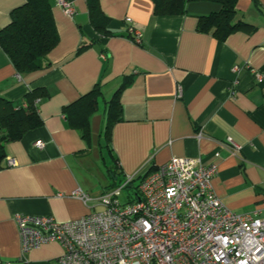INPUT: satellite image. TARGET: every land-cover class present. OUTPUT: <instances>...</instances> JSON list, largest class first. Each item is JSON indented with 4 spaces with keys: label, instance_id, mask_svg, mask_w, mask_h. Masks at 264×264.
Returning <instances> with one entry per match:
<instances>
[{
    "label": "crops",
    "instance_id": "obj_1",
    "mask_svg": "<svg viewBox=\"0 0 264 264\" xmlns=\"http://www.w3.org/2000/svg\"><path fill=\"white\" fill-rule=\"evenodd\" d=\"M48 1L59 38L49 67L20 76L0 49V98L21 106L34 89L48 94L38 107L42 126L4 147L1 260L17 264L20 255L16 214L78 220L93 212L100 195L171 158L215 164L214 195L235 214L264 219V0L237 1L236 20L249 26L224 42L196 30L199 16L219 11L210 2H188L182 15L155 16L151 0H100L112 33L101 36L89 23L85 0H65L74 9L71 17L58 0ZM24 2L0 0V30ZM126 18L140 32V44L128 34ZM125 82L122 121L106 144L105 126L95 122L100 102L107 113V102ZM96 86L101 95L84 140L64 108ZM7 158L15 165L8 167ZM76 190L91 203L72 197ZM62 252L59 244H46L31 251L26 264H57Z\"/></svg>",
    "mask_w": 264,
    "mask_h": 264
},
{
    "label": "built area",
    "instance_id": "obj_2",
    "mask_svg": "<svg viewBox=\"0 0 264 264\" xmlns=\"http://www.w3.org/2000/svg\"><path fill=\"white\" fill-rule=\"evenodd\" d=\"M57 4L66 16L74 14L65 0ZM125 24L140 44L131 20ZM6 165L15 162L7 158ZM216 174V165L200 158H171L141 178L134 202L118 200L132 176L95 200L100 211L78 220L16 214L17 264H26L31 251L51 243L63 249L57 264H264V219L229 211L211 189ZM71 196L85 205L92 201L80 190ZM0 264L11 263L0 258Z\"/></svg>",
    "mask_w": 264,
    "mask_h": 264
},
{
    "label": "trees",
    "instance_id": "obj_3",
    "mask_svg": "<svg viewBox=\"0 0 264 264\" xmlns=\"http://www.w3.org/2000/svg\"><path fill=\"white\" fill-rule=\"evenodd\" d=\"M89 23L101 36L112 35L108 29L109 19L100 8V0H85ZM155 16H176L185 14L188 2H210L219 6V11L206 16H199L196 30L210 34L216 40L224 42L226 38L239 30L245 23L236 20L235 5L238 0H151ZM59 41L52 18L51 5L48 0H25L24 4L10 13V23L0 30V49L6 55L16 73L29 75L49 67L48 54ZM128 85L123 83L107 102L106 125L103 138L110 142L111 129L115 123L122 121L119 95ZM98 86L64 108L69 125L79 131L84 140L89 138V117L97 110L100 97ZM48 98L43 89H34L24 97L21 106L0 98V170L5 159L6 144L19 141L27 132L40 128L42 120L38 107L42 100ZM142 177H135L125 190L128 202L137 199V184ZM126 180V179H125ZM125 180L117 187H120ZM116 187V188H117Z\"/></svg>",
    "mask_w": 264,
    "mask_h": 264
},
{
    "label": "rangeland",
    "instance_id": "obj_4",
    "mask_svg": "<svg viewBox=\"0 0 264 264\" xmlns=\"http://www.w3.org/2000/svg\"><path fill=\"white\" fill-rule=\"evenodd\" d=\"M109 97H110V94H108V93H106L105 94V99L106 100H108L109 99ZM99 117H98V119L95 121V122H97L96 124H97V126L98 125H100L101 124V127H102V129L104 128V126L106 125V113H105V110H103V105H102V103L100 102V110H99V115H98ZM96 126V127H97ZM96 132H98V130H96ZM97 139H96V136L94 137V142L96 141ZM103 195V194H102ZM101 196V195H100ZM99 196V197H100ZM98 197V198H99ZM98 198H96V199H98ZM95 199V200H96ZM118 200H119V202L121 203V204H124V203H126L128 200H129V198H128V191L127 190H123L122 192H121V195H120V197L118 198ZM95 203H96V201H95ZM95 205V204H94ZM101 210V208L99 207V206H97L96 208H93L92 209V211H100Z\"/></svg>",
    "mask_w": 264,
    "mask_h": 264
}]
</instances>
